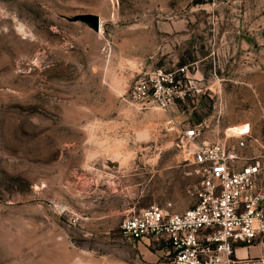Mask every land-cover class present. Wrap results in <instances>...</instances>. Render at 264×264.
<instances>
[{"label":"rangeland","instance_id":"374dc122","mask_svg":"<svg viewBox=\"0 0 264 264\" xmlns=\"http://www.w3.org/2000/svg\"><path fill=\"white\" fill-rule=\"evenodd\" d=\"M156 69L180 80L167 110L123 100ZM193 125L262 160L264 0H0V264H167L120 224L195 202Z\"/></svg>","mask_w":264,"mask_h":264},{"label":"built area","instance_id":"2783aa9c","mask_svg":"<svg viewBox=\"0 0 264 264\" xmlns=\"http://www.w3.org/2000/svg\"><path fill=\"white\" fill-rule=\"evenodd\" d=\"M179 88L174 72L156 69L135 80L123 100L167 110ZM176 132L199 177L195 202L181 212L150 205L124 218L120 231L135 241L164 242L172 254L167 264H236L235 247L264 236V155L261 161L245 156L243 140L199 143L197 125Z\"/></svg>","mask_w":264,"mask_h":264},{"label":"crops","instance_id":"0c3cea01","mask_svg":"<svg viewBox=\"0 0 264 264\" xmlns=\"http://www.w3.org/2000/svg\"><path fill=\"white\" fill-rule=\"evenodd\" d=\"M258 254L260 259L253 261ZM236 264H264V241L253 245H238L234 249Z\"/></svg>","mask_w":264,"mask_h":264},{"label":"water","instance_id":"95a60500","mask_svg":"<svg viewBox=\"0 0 264 264\" xmlns=\"http://www.w3.org/2000/svg\"><path fill=\"white\" fill-rule=\"evenodd\" d=\"M68 19L71 21H81L87 24L94 31L96 32L100 31L101 20L100 17L96 14H91V13L76 14L72 17H69Z\"/></svg>","mask_w":264,"mask_h":264},{"label":"bare ground","instance_id":"6f19581e","mask_svg":"<svg viewBox=\"0 0 264 264\" xmlns=\"http://www.w3.org/2000/svg\"><path fill=\"white\" fill-rule=\"evenodd\" d=\"M100 29H101V27H100ZM100 33V32H99Z\"/></svg>","mask_w":264,"mask_h":264}]
</instances>
